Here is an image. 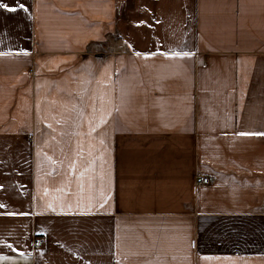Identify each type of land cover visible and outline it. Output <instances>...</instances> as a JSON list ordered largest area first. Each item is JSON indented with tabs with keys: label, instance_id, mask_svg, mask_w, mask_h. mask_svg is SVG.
<instances>
[{
	"label": "crops",
	"instance_id": "0c3cea01",
	"mask_svg": "<svg viewBox=\"0 0 264 264\" xmlns=\"http://www.w3.org/2000/svg\"><path fill=\"white\" fill-rule=\"evenodd\" d=\"M24 2L0 9V264H264V135H240L264 133V0Z\"/></svg>",
	"mask_w": 264,
	"mask_h": 264
},
{
	"label": "snow or ice",
	"instance_id": "6c2138e0",
	"mask_svg": "<svg viewBox=\"0 0 264 264\" xmlns=\"http://www.w3.org/2000/svg\"><path fill=\"white\" fill-rule=\"evenodd\" d=\"M0 9H3L9 13H28L30 11L29 6L24 2V0H13L11 5L0 3ZM148 27H151L152 25H146ZM139 55V53H137ZM174 56H183V57H189L192 55V53L184 51V52H176L173 53ZM240 135H264V133H240ZM10 247V246H9ZM22 254V253H21Z\"/></svg>",
	"mask_w": 264,
	"mask_h": 264
},
{
	"label": "built area",
	"instance_id": "2783aa9c",
	"mask_svg": "<svg viewBox=\"0 0 264 264\" xmlns=\"http://www.w3.org/2000/svg\"><path fill=\"white\" fill-rule=\"evenodd\" d=\"M212 182V178L205 175H198L196 185L197 186H208ZM34 248L38 249L47 245V238L43 235H37L34 238Z\"/></svg>",
	"mask_w": 264,
	"mask_h": 264
},
{
	"label": "rangeland",
	"instance_id": "374dc122",
	"mask_svg": "<svg viewBox=\"0 0 264 264\" xmlns=\"http://www.w3.org/2000/svg\"><path fill=\"white\" fill-rule=\"evenodd\" d=\"M197 181V180H196Z\"/></svg>",
	"mask_w": 264,
	"mask_h": 264
}]
</instances>
